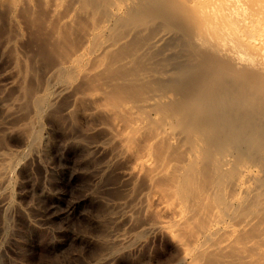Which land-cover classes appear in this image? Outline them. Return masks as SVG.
<instances>
[{
  "label": "rangeland",
  "instance_id": "1",
  "mask_svg": "<svg viewBox=\"0 0 264 264\" xmlns=\"http://www.w3.org/2000/svg\"><path fill=\"white\" fill-rule=\"evenodd\" d=\"M225 1L0 0V264H264L261 0Z\"/></svg>",
  "mask_w": 264,
  "mask_h": 264
},
{
  "label": "bare ground",
  "instance_id": "2",
  "mask_svg": "<svg viewBox=\"0 0 264 264\" xmlns=\"http://www.w3.org/2000/svg\"><path fill=\"white\" fill-rule=\"evenodd\" d=\"M199 1V0H198ZM220 1V0H219ZM250 1H252L254 4H255V6H259V4H260V0H250ZM240 2H241V0H226L225 1V3H224V5L226 6V7H232V8H230V9H227V10H224L221 14H219L217 17H218V19L219 18H222V21H237V17H236V15H234V13L233 12H231L234 8H235V6H237V5H239L240 4ZM251 3V2H250ZM252 3V4H253ZM238 7V6H237ZM216 16V15H215ZM221 20V19H220ZM256 44V43H255ZM255 46H260L261 47V66H263L264 67V0H261V40L260 41H258V44H256ZM215 96V95H214ZM143 106V105H142ZM142 108V107H141ZM143 108H145V107H143ZM134 110V109H133ZM133 114V113H132ZM137 119V118H136ZM152 159H146V160H144L143 162H142V164L146 167V168H151V166H152V164H153V162L151 161ZM142 166V165H141ZM144 167V168H145ZM153 167V166H152ZM159 167V166H158ZM142 168V167H141ZM155 168H157V167H155ZM161 168V167H160ZM143 169V168H142ZM153 170V169H152ZM156 170V169H155ZM225 243L226 242H224L223 244L225 245ZM229 245V244H228ZM222 247V246H221ZM221 247H219V248H221ZM227 247V246H226ZM224 248H225V246H224ZM223 248V249H224Z\"/></svg>",
  "mask_w": 264,
  "mask_h": 264
}]
</instances>
